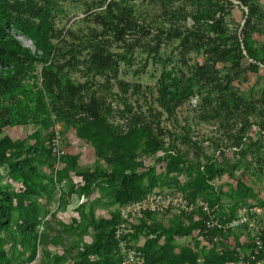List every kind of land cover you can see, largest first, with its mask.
Instances as JSON below:
<instances>
[{"label":"trees","instance_id":"obj_1","mask_svg":"<svg viewBox=\"0 0 264 264\" xmlns=\"http://www.w3.org/2000/svg\"><path fill=\"white\" fill-rule=\"evenodd\" d=\"M42 1L51 8L53 4L70 2V5L83 6L86 15L94 13L92 17L97 29H92L85 36L80 34L75 40L89 52L87 70L94 77L112 74L111 79H105L109 85L101 86L103 90L112 91V79L116 89L120 90L119 102L123 106V113L129 118V138L118 140L129 150L142 142L145 154L159 157L167 153L166 158L159 161V171L131 157L119 160L107 172H73L79 184L77 192L71 195L79 193L87 196L92 192L93 185L103 181L111 185L105 191L110 193L117 205L112 218L98 223L102 232L94 243L85 246V258L74 264H118L113 251L117 246L114 228L120 219L119 210L149 193L178 194L189 201L200 198L210 208H216L217 218L224 222L234 218L240 207L256 205L264 208L259 202L238 205L230 208L229 213H224L220 200L223 194H237L247 199L252 193L241 181H236L234 191L224 193L223 188L229 184L234 167L229 165L222 149L218 148L217 158L220 160L205 158L201 162L197 144L190 137H172L165 146L160 128L163 115L167 121L177 124L178 110L185 102L197 97L201 115L203 112L207 115L212 113L211 118L221 126H227L225 130L230 132L233 126L236 128L240 124L235 134L227 132V140L233 147L245 146L240 152L242 160L248 155L253 159L259 158L255 154L256 144L246 139V131L256 126L260 132H264V101L246 96L241 86L247 78L255 76L260 80L264 76V3L260 0ZM236 11L241 13L237 23L234 17ZM48 14L42 5L33 0H0V119L9 115L4 103L15 105L18 98L16 90L35 60H47L51 54L54 60L63 56L61 45L51 43L55 30L48 24ZM8 26L18 29L36 51L31 52L9 35L5 30ZM69 35L72 32L67 30L64 37L68 38ZM67 53L74 56L75 51L70 49ZM121 65L137 78L131 84L119 79ZM156 73L158 78L155 77ZM42 75L44 87L56 102L58 113L68 108L85 115L75 122L70 118L77 136L82 138L86 134L88 138L93 137L92 142L98 148L107 145L108 137L104 129L97 127L107 124L104 117L110 116L112 110L106 96L93 89L95 83L90 80L73 82L72 74L63 68L46 70ZM144 78L155 79L153 87L143 85L141 81ZM260 88V99H263L264 87ZM23 115L17 124L39 122L35 114ZM81 121H85L87 127L74 126ZM49 123L48 119H42L43 126ZM10 124V117L0 122V135L5 134L0 137V168H6L11 179L20 185L18 189H11V184L0 185V232L14 228L22 241L32 247L27 257L30 262L34 257L40 215L32 197L44 190L39 184L40 172L34 161L39 154L54 160L49 149L50 127L53 125L48 126V147H38L34 135L32 139L31 136L25 139L18 138V135L14 139L8 137L4 130ZM26 140H33V143L27 144ZM212 143L216 145V141ZM120 151L124 152L125 149L121 148ZM63 159H67V155ZM248 168L250 166L245 167L246 170ZM71 170L62 173L60 179L61 176L68 177ZM184 173L190 176L185 178ZM172 213L175 212L165 215L149 213L140 221H131L133 233L128 244L142 253L144 264H225L235 255L224 249L221 255L214 253L200 260L195 244L177 247L173 243L175 238L186 239L194 237L195 233L207 243L215 240L223 242L227 235L237 233L206 228L205 217L200 211L191 215L175 213L186 216V223H179L172 217V225L159 229L154 238L143 232V223L148 217ZM140 234H145L143 245L138 244ZM251 249L249 242L247 251ZM246 255L242 257V264ZM0 264H11L1 239Z\"/></svg>","mask_w":264,"mask_h":264},{"label":"rangeland","instance_id":"obj_2","mask_svg":"<svg viewBox=\"0 0 264 264\" xmlns=\"http://www.w3.org/2000/svg\"><path fill=\"white\" fill-rule=\"evenodd\" d=\"M33 1L42 5L44 10L49 13L48 24L55 30L51 43L53 45H61L63 56L54 60L51 54L47 60H35L28 74L20 82L21 84L16 90L18 98L15 100V105L4 103L5 107H8L9 115L4 119H0V122L3 123L10 117L11 124L8 128H4V131L7 132L6 135L11 139H14L17 135L20 139H25L27 136H31L30 138L32 139L34 135L38 147H48V126L54 125L60 132L67 159L62 160L61 158L57 161L41 154L35 158L34 163L40 172L39 184L44 190L32 197V202L40 211L33 259L28 262L27 257L32 247L22 241L14 228L10 227L8 230L0 232V239L11 264H74L85 258V246L94 243L102 232V229L98 228V223L112 218L116 212L117 205L110 193L105 191V189H110L111 185L105 184L103 181L93 185L92 192L87 196L83 195V200H81L82 194L75 193L71 195L72 192H77L79 184V179L74 176L73 172H107L113 169L119 160L131 157L133 160L140 161L147 167H155L159 171V163L166 158L167 153H162L159 157L145 154L142 142H139L135 148L129 150L123 145L121 140H118L129 138V118L123 113V106L119 102L120 90L116 89L113 79L110 80L112 91L103 90L101 86L109 85L106 81L112 78V74L109 73L105 77H94L93 73L87 70L89 67V52L78 45L75 40V37L80 36V34L85 36L92 29H97L92 17L94 15L92 12L94 11L90 12L92 14L86 15L83 6L70 5V2L64 5L60 3L58 5L53 4L51 8L43 3L45 1ZM79 1L84 3L91 0ZM260 1L264 3V0ZM234 17L236 23L239 22L241 13L236 11ZM82 19L87 20L82 21ZM5 30L9 35L15 37L22 46L30 49L31 52L36 51L30 40L24 37L14 26H8ZM67 30L72 32V35H69L68 38L64 37ZM70 49L75 51L74 56L67 53ZM59 68H63L65 72L69 71L72 74L73 82L93 81L95 83L93 89L98 90V93L102 92V95L106 96L107 102L111 105V115L104 117L105 121L107 120L106 126L102 127L99 125L97 128L104 129L105 134L111 141L109 143L107 139V145H101L98 148L97 144L92 142L93 137L88 138L86 134L82 138L77 136L71 125L72 121L70 118H73L75 122L78 119H83L85 117L84 114L67 110L68 108H65L61 113L56 111L55 107L57 104L47 93L42 74L43 71H54ZM128 72L130 70L121 65L119 68V79L131 84L137 78ZM157 76L158 73L155 74L156 78H158ZM260 80H257L255 76L247 78L243 82L241 89L246 96L264 101V98L260 99L262 89L260 87H264V76ZM141 83L153 87L155 79L144 78ZM198 102L197 97L185 102L177 112V124L167 121L166 116L163 115V123L160 128L165 138V146H167L172 137H190L197 144V149H199L197 153L202 159L201 162L205 158L218 159V148L222 149L227 162L231 167H234L231 169V179L227 176L225 177L229 179V184L224 186V193L234 191L236 181H241L252 193L247 199L237 194H223L220 200L223 204L221 208L224 209V213H229L230 208H235L238 205L257 204L259 202L264 205V132H260L256 126L246 131V139L256 144L257 152L255 154L259 155V158L253 159L248 155L245 160H242L240 152L244 150L245 146L243 144L238 147L231 146L227 140V132H230V130H225L227 126H221L217 120L211 118L212 113L207 115L206 112H203V115H201L202 111L199 109ZM143 109L147 111L146 108ZM28 113L31 115L35 114L39 122L17 124L20 116ZM42 119H48L50 123L45 127L42 125ZM84 122H78L74 126L87 127V123L85 124ZM239 126L240 124L236 128L233 126V130L230 133L235 134L236 131H239ZM108 130L109 132L107 133L106 131ZM2 135H5L4 132L3 134L1 133L0 137H3ZM212 141H216L218 147ZM26 142L31 144L33 140H26ZM121 148H124L125 151L121 152ZM132 152L133 155L131 154ZM250 152L252 153V151ZM191 154H194V152H191ZM261 162L263 165H261ZM247 166H250L248 170L245 169ZM70 170L72 172L68 174V177L61 176L60 179L62 173H68ZM183 176L188 178L190 174L186 175L184 173ZM10 184L11 189H18L20 185L19 182L11 179V175H9L6 168L1 167L0 185ZM172 217L179 223H186V220H188L186 216L175 213L168 216L148 217L143 223V232L146 231L145 233H148L147 235L150 238H154L158 235L159 229L172 225ZM191 219L194 220V218ZM144 235H139L138 244L143 245L145 243L146 238ZM193 236L186 239L175 238L173 243L177 247L195 244L197 257L200 260L208 258L214 253L221 255L224 249L235 253L225 264H242V257L248 253L249 239L244 231L227 235L223 242L215 240L212 243H207L201 235L195 233ZM221 242L222 245L220 244Z\"/></svg>","mask_w":264,"mask_h":264},{"label":"built area","instance_id":"obj_3","mask_svg":"<svg viewBox=\"0 0 264 264\" xmlns=\"http://www.w3.org/2000/svg\"><path fill=\"white\" fill-rule=\"evenodd\" d=\"M50 133L49 149L53 158L58 161L65 155L61 135L54 125L50 127ZM216 210L200 198L189 201L178 194L149 193L119 210L120 219L114 228L117 246L113 255L119 260L118 264H144L142 253L130 248L128 244L133 233L131 221H140L149 213L165 215L175 212L191 215L200 211L205 217L204 223L208 229L220 228L233 232L245 230L252 249L247 253L244 264H264V208L256 205L240 207L235 217L225 222L217 218Z\"/></svg>","mask_w":264,"mask_h":264}]
</instances>
